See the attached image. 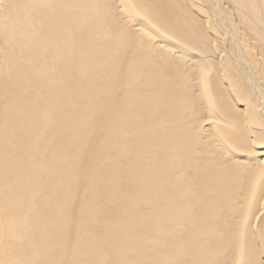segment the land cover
Here are the masks:
<instances>
[{
    "label": "bare ground",
    "instance_id": "6f19581e",
    "mask_svg": "<svg viewBox=\"0 0 264 264\" xmlns=\"http://www.w3.org/2000/svg\"><path fill=\"white\" fill-rule=\"evenodd\" d=\"M0 264H264V0H0Z\"/></svg>",
    "mask_w": 264,
    "mask_h": 264
}]
</instances>
